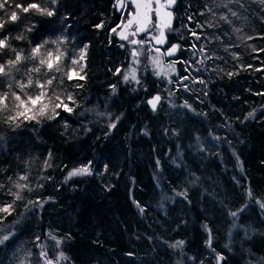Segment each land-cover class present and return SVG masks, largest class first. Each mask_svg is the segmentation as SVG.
<instances>
[{
    "label": "trees",
    "instance_id": "obj_1",
    "mask_svg": "<svg viewBox=\"0 0 264 264\" xmlns=\"http://www.w3.org/2000/svg\"><path fill=\"white\" fill-rule=\"evenodd\" d=\"M28 2L55 15L20 13L0 33L9 38L0 63L14 59L15 51L25 57L0 77V93L10 85L27 93L15 84L31 77L27 94H34L37 79L51 78L49 94L71 93L76 104L72 113L22 121L19 128L3 123L14 114L11 97L0 110V200H12L9 177L27 174L21 182L32 188L3 222L13 236L0 245V264H45L41 246L52 264H264V71H256L264 69V4L231 5L238 16L229 15V24L219 20L227 11L219 7L222 0H176L167 41L179 50L171 84L163 88L145 61L138 65L139 83L124 81L131 52L112 32L124 18L117 0H12ZM45 40L41 55L59 49L64 71L31 58V48ZM81 64L85 79L68 81L67 70L79 72ZM154 93L161 97L155 111L147 101ZM85 165L91 175L65 179ZM29 200L42 204L26 213Z\"/></svg>",
    "mask_w": 264,
    "mask_h": 264
},
{
    "label": "snow or ice",
    "instance_id": "obj_2",
    "mask_svg": "<svg viewBox=\"0 0 264 264\" xmlns=\"http://www.w3.org/2000/svg\"><path fill=\"white\" fill-rule=\"evenodd\" d=\"M131 4L134 6L135 11L131 13L129 16L126 17L125 20H122L120 24L116 26V28L112 29V32L114 34H118L121 38V40L129 41L131 45H148V54L151 56L152 52L155 51L156 53L160 52L159 47H154L153 42L155 45H164L165 44V30L171 27V22L173 19V13L170 10L172 6L176 3V0H130ZM259 3L264 4V0H258ZM49 3L51 5H55L57 3V0H49ZM236 4L239 8H243L244 5L242 3V0H222L219 7L221 9H226L227 11L224 12L219 16V20L223 21L225 23L231 24L232 21L229 19V15L231 17H237L238 12L233 11L231 5ZM119 7L123 8L124 4L120 3ZM9 9H11L9 11ZM0 11H3L7 15V19H0V33L3 32L6 25L8 23H15L18 22L21 19L20 13L23 14H29L30 12L39 13L41 15L52 17L55 15V12L49 8L44 7L40 3L37 2H28V3H12V0H0ZM208 11H212V9H208ZM203 14V13H201ZM212 14L215 16V12H212ZM153 15L155 16V20H153ZM189 20H192V17H189ZM103 24H96V28H102ZM135 26L134 31L131 29ZM34 25L32 27H28L26 31H32ZM208 27H213L212 24H209ZM197 28H203V25L197 24ZM120 29V31H118ZM153 30L156 32L155 35H153ZM235 32H240L241 29L234 28ZM189 31L191 34L196 37L197 40L200 39V36L197 35L196 30H193L189 28ZM145 34L148 39L146 40H138V39H129L130 36L135 37L139 34ZM8 37L0 35V52H2L5 49L9 48L8 43ZM16 39H21V37H17ZM246 39H253V37L249 36L246 37ZM45 44L48 43V41L44 42ZM56 43V41H55ZM123 46V45H121ZM195 48V45H193ZM85 48H87V45H85ZM178 45H172L171 48L168 49L167 53L165 55L171 56L177 51ZM41 49L42 45L37 44L34 47L31 48V58L36 59L37 57H40L39 64L45 66L48 70H52L55 68L57 72H61V68L58 67L59 62L61 61L62 57L64 56L63 52H60L59 49L57 50V54L53 55V53L48 52L46 56H41ZM227 51V49H225ZM200 53L204 55V58L207 60H212L214 58L213 54H208L207 49L204 46H201L199 49ZM260 51H264V49H261ZM135 48L132 50V56L133 59L139 62L137 60V57L140 55ZM233 56L235 57L236 54L233 53ZM85 58V52L84 49H81L79 54V59L83 61ZM25 57L21 54L20 51H15V58L14 59H8L6 63H0V77H4L9 75L14 67L24 60ZM153 64L156 67H160V57L154 56L152 57ZM78 61L76 59L72 60V64H77ZM198 63L203 64V60L198 61ZM251 67V66H248ZM83 65L81 64V71H77L75 68H69L65 75L67 76L68 81H73L74 79L78 80H84L85 76L82 74ZM32 72H40V67H34L31 69ZM117 73L120 72V69L116 70ZM256 71H264V69L257 68ZM175 72V67L172 64L167 65L166 68H161L159 71H156V75H164L167 77L169 73ZM235 73L229 72L227 75L231 77ZM135 80L137 83H139V80L136 77V71L135 69H132L131 72L126 73L124 75V81L128 82L129 79ZM184 79H188V77H185ZM200 83H203V81H199ZM33 84V80L31 77L27 80V85ZM54 84L53 79H47L44 82H41L39 79L35 81L36 87L39 89L38 94L35 96L28 95L27 93H24L23 95L18 94L16 91L11 90V85L9 86V91H5L0 93V110H4L8 108V100L9 97L12 98L13 108L12 112L14 114L8 115L6 120L3 121L5 124L14 125L16 128H19L22 121H36L37 123H40V118L46 117L47 120L51 121L55 119L57 116L60 115L61 111L72 113L73 112V105L76 104V99L71 93H59L56 95L49 94V86ZM25 83H21L19 81L16 82L15 86L23 92V90L27 87ZM77 88L83 87L82 84L77 83ZM186 87V86H185ZM113 92H115V86H113ZM161 97L159 95L154 96L152 99L148 101V104L151 105L152 110L155 111L157 108V104L160 101ZM183 107L191 108L187 102L183 105ZM251 116L252 113H249ZM119 117H117V120ZM109 127H115V124L109 125ZM4 141V137L0 136V144H2ZM51 155V154H49ZM28 163V162H26ZM44 166L48 167V161L46 160L44 162ZM92 170L90 166L85 165L81 166L79 168H75L72 171L68 173V176L65 177L66 180L70 179L73 176H84V175H91ZM9 183H11L15 189L13 191L12 189L8 190V194L11 195L12 200L10 203H5L3 200H0V245H3L5 241H8L10 237L13 236V232L10 230H6L3 227V222L7 219L8 216L12 215V213L15 211V204L16 201H20L23 199L22 192L32 191V188L29 186L28 183H22L21 181H27L28 176L27 174H20L18 175V178L16 180H13L12 177L8 178ZM4 191V185L0 183V192ZM176 195L182 196L185 195V193H177ZM249 197H251V191L248 193ZM259 203V201H258ZM38 204H42L41 201L36 200L32 201L29 200L28 203L25 205V212H30L34 209V207ZM262 208H264V203H261L260 205ZM143 211V209H141ZM232 217H236L238 215L237 212H231L229 213ZM23 215V213L21 214ZM17 223V222H14ZM206 227V226H205ZM49 236L51 237L52 234L49 233ZM55 239V237H53ZM61 241L56 240V244L59 245ZM183 244V241L177 242L175 245H172V247H180ZM209 246H211V237L208 241ZM41 251L39 253L38 258H44L45 264H52V261L47 260V253L43 251V246H41ZM26 255H31L30 252L26 253ZM61 257H63V253H61ZM217 261H221L223 259V256L217 253L216 255Z\"/></svg>",
    "mask_w": 264,
    "mask_h": 264
},
{
    "label": "rangeland",
    "instance_id": "obj_3",
    "mask_svg": "<svg viewBox=\"0 0 264 264\" xmlns=\"http://www.w3.org/2000/svg\"><path fill=\"white\" fill-rule=\"evenodd\" d=\"M128 8H121V10L123 11L124 13V18L122 20H125L127 16H129L128 14ZM121 23V22H120ZM119 23V24H120ZM134 28L135 26H133V28L131 29L132 31H134ZM118 31H120V29H118ZM156 32L153 30V35H155ZM118 35V34H117ZM119 36V35H118ZM120 37V36H119ZM129 39H138V40H146L148 39V37L145 36V34L141 33L139 34L138 36H135V37H132L130 36ZM129 42V41H127ZM130 44V43H129ZM154 45V44H153ZM168 46V42L162 46H159L160 48V52L159 53H156L155 51L152 52L151 56H149L148 54V45H144L143 47L140 46V45H131L130 44V52H131V55H130V59H129V65L126 67L125 71H124V75L126 73H129L132 71V69H135L136 71V77L137 79L139 80L140 78V74L138 72V65L141 64L142 62H147L148 65H149V68H150V71L152 73V75H154L158 85L162 86L163 88L166 86L167 88H169V85L171 84V81H172V75L174 72L172 73H169V75L167 77H165L163 74L160 75V76H157L155 73L156 71H159L161 68H166L167 65L169 64H172L174 65L175 67V60L174 59H169L165 56V48ZM154 47H157L154 45ZM133 48H135L139 53H141L138 57H137V60L139 61L137 63L136 60L133 59V56H132V50ZM56 55V54H55ZM159 56L160 57V67H156L154 66L153 64V60H152V57L154 56ZM29 78H24V77H21L19 80L22 82V83H25L27 85V80ZM18 80V81H19ZM33 80V79H32ZM34 82V81H33ZM129 82H136L135 80H131V78L129 79ZM33 87L32 84L29 86L27 85V87L24 89V90H27V93L30 92V88ZM152 97L149 96L148 98ZM159 103V102H158Z\"/></svg>",
    "mask_w": 264,
    "mask_h": 264
},
{
    "label": "water",
    "instance_id": "obj_4",
    "mask_svg": "<svg viewBox=\"0 0 264 264\" xmlns=\"http://www.w3.org/2000/svg\"><path fill=\"white\" fill-rule=\"evenodd\" d=\"M123 2V0H118L117 1V5H118V7H119V4L120 3H122ZM174 6V5H173ZM119 8H121V7H119ZM171 10V9H170ZM172 11V10H171ZM172 13H173V11H172ZM173 24V19H172V22H171V25ZM166 42H167V34H166V30H165V44H166ZM153 44H154V42H153ZM178 45V48H177V51L173 54V55H171V56H168V55H165L167 58H169V59H171V58H173L176 54H177V52H178V50H179V44L178 43H176V42H172L171 44H169L168 45V47H166L165 48V53H167V51H168V49L169 48H171L172 47V45ZM155 45V44H154ZM155 46H157V47H159V46H162V45H155ZM156 95H159L158 93H154L153 95H152V97H150V98H148L147 99V101H149L150 99H152L154 96H156ZM160 96V95H159ZM151 106V105H150Z\"/></svg>",
    "mask_w": 264,
    "mask_h": 264
},
{
    "label": "flooded vegetation",
    "instance_id": "obj_5",
    "mask_svg": "<svg viewBox=\"0 0 264 264\" xmlns=\"http://www.w3.org/2000/svg\"><path fill=\"white\" fill-rule=\"evenodd\" d=\"M118 1V0H117ZM124 4V7L123 8H128L129 7V11H128V14L130 15L131 13H133L135 11L134 9V6L131 4L130 0H123L122 2ZM173 7L171 8V10L173 11ZM119 8V7H118ZM121 9V8H120ZM153 20H155V16L153 15ZM166 34H167V29H166ZM167 40H168V37H167ZM168 42V41H167ZM166 42V43H167ZM172 43V42H171ZM170 42H168V45L171 44ZM168 47V46H167Z\"/></svg>",
    "mask_w": 264,
    "mask_h": 264
},
{
    "label": "clouds",
    "instance_id": "obj_6",
    "mask_svg": "<svg viewBox=\"0 0 264 264\" xmlns=\"http://www.w3.org/2000/svg\"><path fill=\"white\" fill-rule=\"evenodd\" d=\"M0 19H3V18H0ZM17 37H21V39H26V37L25 36H21V35H16V37H15V39L17 38ZM17 40H20V39H17ZM45 41H47V40H45ZM44 41V42H45ZM40 43L41 45H42V48L44 47V44L45 43ZM53 44H55V40H53V41H51ZM58 50V49H57ZM48 52H51V53H53L52 51H48ZM48 52L47 53H45V54H42L41 56L43 57V56H46L47 54H48ZM64 54V53H63ZM54 55V54H53ZM39 59H40V57H39ZM61 71H64V69H62L61 68ZM38 94V92H36V93H34V94H28V95H32V96H35V95H37ZM53 95H56V94H59V93H57V92H53L52 93ZM12 103H14V101H12Z\"/></svg>",
    "mask_w": 264,
    "mask_h": 264
}]
</instances>
